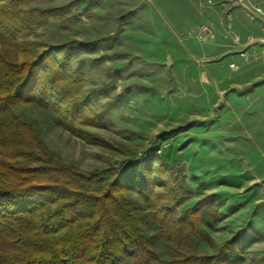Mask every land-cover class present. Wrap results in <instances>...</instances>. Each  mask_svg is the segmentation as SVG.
I'll use <instances>...</instances> for the list:
<instances>
[{
    "label": "rangeland",
    "instance_id": "374dc122",
    "mask_svg": "<svg viewBox=\"0 0 264 264\" xmlns=\"http://www.w3.org/2000/svg\"><path fill=\"white\" fill-rule=\"evenodd\" d=\"M27 7L64 12L29 42L96 44L69 69L84 90L106 93L100 103L119 105L104 128L76 125L96 138L93 145L58 128L49 110L20 105L13 114L38 128L63 164L84 173L110 180L109 170L147 158L171 176L168 184L182 181L187 193L175 217L197 207L199 218L197 231L181 230L176 244L162 241L143 200L122 192L159 262L175 251L216 255L244 230L240 264H264V59L251 51L242 61L235 42L255 36L254 24L230 0H37ZM158 185L166 191L163 180Z\"/></svg>",
    "mask_w": 264,
    "mask_h": 264
},
{
    "label": "trees",
    "instance_id": "16d2710c",
    "mask_svg": "<svg viewBox=\"0 0 264 264\" xmlns=\"http://www.w3.org/2000/svg\"><path fill=\"white\" fill-rule=\"evenodd\" d=\"M35 1L0 0V46L14 52L9 57L0 50V264H240L236 247L244 230L216 255L175 251L159 262L122 192L143 200L162 241L176 244L181 230L197 231L199 218L197 207L175 217L187 193L182 181L168 184L171 176L147 158L109 170L110 180L84 173L63 164L39 129L13 114L20 105L49 110L58 128L93 145L96 138L76 125L104 128L119 105L118 99L100 103L106 93L84 90L80 75L69 69L75 56L94 53L95 43L29 42L47 19L64 14L27 7ZM162 180L164 192L157 190ZM95 185L98 192L89 191Z\"/></svg>",
    "mask_w": 264,
    "mask_h": 264
},
{
    "label": "built area",
    "instance_id": "2783aa9c",
    "mask_svg": "<svg viewBox=\"0 0 264 264\" xmlns=\"http://www.w3.org/2000/svg\"><path fill=\"white\" fill-rule=\"evenodd\" d=\"M232 6L239 9L243 16L250 22H258L259 32L258 36L249 35L240 42L239 38L235 40L236 44L240 46L238 53L239 58L247 62L249 52H257L260 58L264 59V0H230ZM208 4H212V0H207ZM207 27L200 26L198 31L205 32ZM230 68L237 69L236 63H230Z\"/></svg>",
    "mask_w": 264,
    "mask_h": 264
},
{
    "label": "crops",
    "instance_id": "0c3cea01",
    "mask_svg": "<svg viewBox=\"0 0 264 264\" xmlns=\"http://www.w3.org/2000/svg\"><path fill=\"white\" fill-rule=\"evenodd\" d=\"M237 9V8H236ZM239 10V9H238ZM240 11V10H239ZM252 24H254V29L252 31V33L255 35V36H258L260 34L259 32V24L258 22H251ZM242 40V39H241Z\"/></svg>",
    "mask_w": 264,
    "mask_h": 264
}]
</instances>
